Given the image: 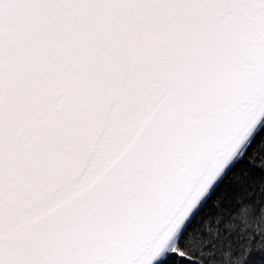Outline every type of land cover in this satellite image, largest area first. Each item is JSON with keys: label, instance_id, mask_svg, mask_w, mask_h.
<instances>
[{"label": "snow or ice", "instance_id": "1", "mask_svg": "<svg viewBox=\"0 0 264 264\" xmlns=\"http://www.w3.org/2000/svg\"><path fill=\"white\" fill-rule=\"evenodd\" d=\"M0 264H264V0H0Z\"/></svg>", "mask_w": 264, "mask_h": 264}]
</instances>
